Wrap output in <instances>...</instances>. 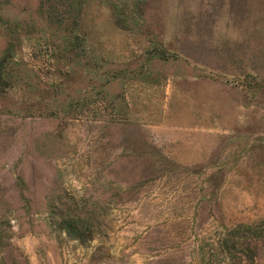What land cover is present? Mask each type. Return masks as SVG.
Wrapping results in <instances>:
<instances>
[{
  "label": "rangeland",
  "instance_id": "374dc122",
  "mask_svg": "<svg viewBox=\"0 0 264 264\" xmlns=\"http://www.w3.org/2000/svg\"><path fill=\"white\" fill-rule=\"evenodd\" d=\"M55 1L0 0V264H200L264 220V0Z\"/></svg>",
  "mask_w": 264,
  "mask_h": 264
},
{
  "label": "trees",
  "instance_id": "16d2710c",
  "mask_svg": "<svg viewBox=\"0 0 264 264\" xmlns=\"http://www.w3.org/2000/svg\"><path fill=\"white\" fill-rule=\"evenodd\" d=\"M62 5L55 0H42L41 10L49 19ZM8 21L1 15L0 30H7ZM9 35V34H8ZM0 55V86L6 82L7 69L14 46L10 35ZM53 225L69 239L86 245L95 240L92 219L83 212L68 209L51 211ZM200 264H264V220L255 224H238L216 231L215 236L200 245Z\"/></svg>",
  "mask_w": 264,
  "mask_h": 264
}]
</instances>
